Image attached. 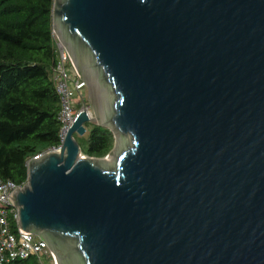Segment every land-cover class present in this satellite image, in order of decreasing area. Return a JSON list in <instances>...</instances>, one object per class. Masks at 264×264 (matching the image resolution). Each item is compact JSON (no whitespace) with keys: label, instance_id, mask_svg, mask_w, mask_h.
<instances>
[{"label":"water","instance_id":"1","mask_svg":"<svg viewBox=\"0 0 264 264\" xmlns=\"http://www.w3.org/2000/svg\"><path fill=\"white\" fill-rule=\"evenodd\" d=\"M52 31L91 116L28 160L20 228L57 264H264V0H53Z\"/></svg>","mask_w":264,"mask_h":264},{"label":"trees","instance_id":"2","mask_svg":"<svg viewBox=\"0 0 264 264\" xmlns=\"http://www.w3.org/2000/svg\"><path fill=\"white\" fill-rule=\"evenodd\" d=\"M52 5L53 0H0V179L18 186L26 182L27 161L59 143ZM85 128L84 148L75 137L81 155L104 158L114 145L112 133L92 123ZM5 264L39 262L31 256Z\"/></svg>","mask_w":264,"mask_h":264},{"label":"built area","instance_id":"3","mask_svg":"<svg viewBox=\"0 0 264 264\" xmlns=\"http://www.w3.org/2000/svg\"><path fill=\"white\" fill-rule=\"evenodd\" d=\"M52 39L56 61L51 68V79L60 105L59 143L56 147L36 154L32 157L35 159L48 151L59 150L68 128L80 111L85 110L91 116L83 91L86 89L85 84L79 78L64 45L54 33ZM25 184L26 182L18 186L11 181L0 179V264L31 256L35 257L39 264H57L47 244L37 236L23 231L19 226L18 207L12 204V197L14 191L22 189ZM11 223H14V228Z\"/></svg>","mask_w":264,"mask_h":264},{"label":"rangeland","instance_id":"4","mask_svg":"<svg viewBox=\"0 0 264 264\" xmlns=\"http://www.w3.org/2000/svg\"><path fill=\"white\" fill-rule=\"evenodd\" d=\"M84 95H85V97H86V99H87V96H88V93H87V90L84 88ZM91 125V123H89V126ZM88 130V129H87ZM86 133L84 134V135H82V136H79V135H76L75 134V137L77 138V140H78V142H79V144L81 145V147H85V145H86ZM113 144H114V142H113ZM115 145V144H114ZM114 145H113V148L111 149V151L114 149ZM108 157V154L104 157L105 159Z\"/></svg>","mask_w":264,"mask_h":264}]
</instances>
